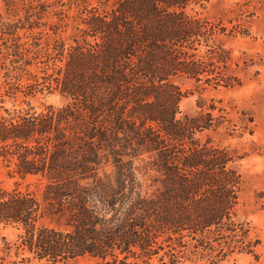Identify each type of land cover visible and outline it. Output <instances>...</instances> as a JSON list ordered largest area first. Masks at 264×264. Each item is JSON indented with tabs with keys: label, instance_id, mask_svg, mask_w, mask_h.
<instances>
[{
	"label": "trees",
	"instance_id": "trees-1",
	"mask_svg": "<svg viewBox=\"0 0 264 264\" xmlns=\"http://www.w3.org/2000/svg\"><path fill=\"white\" fill-rule=\"evenodd\" d=\"M51 1L0 0V104L13 105L1 106L0 162L40 186L0 187L21 262L259 264L239 221V156L214 141L231 136L225 110L200 98L180 111L177 78L232 86L207 0ZM79 6L66 41L62 8ZM52 94L65 103L31 105Z\"/></svg>",
	"mask_w": 264,
	"mask_h": 264
},
{
	"label": "rangeland",
	"instance_id": "rangeland-1",
	"mask_svg": "<svg viewBox=\"0 0 264 264\" xmlns=\"http://www.w3.org/2000/svg\"><path fill=\"white\" fill-rule=\"evenodd\" d=\"M62 9L67 10L68 18L60 36L69 41L75 33L78 25L76 16H79L82 7H71L69 11L67 7ZM202 13L217 21L218 28L224 30L218 36V44L226 52L228 61L224 73L232 78V86L214 88L177 78L175 83L187 92L180 102V111L183 114H194L199 110L197 101L200 98L207 105L213 100L218 108L225 110L231 136L220 132L214 135V141L222 147L235 150L239 156L235 163L243 182L239 221L249 229L251 242L259 240L260 244L254 250L260 257L259 264H264V0H207L206 10ZM1 91L0 82V97ZM64 103L55 94L38 95L31 100V105L38 110L48 105L60 107ZM1 106L13 108L10 102L0 104V116L4 114ZM15 106L25 107L24 104ZM17 182L21 183V188L26 185L33 191L40 188L33 178L25 182L17 177L11 178L8 169L0 162V187L12 189ZM20 233L16 227L0 224V264H47L37 260L21 262L20 258L28 255L21 252L16 254L15 243ZM253 262L252 255L233 254L222 264ZM65 264H95V260L87 256Z\"/></svg>",
	"mask_w": 264,
	"mask_h": 264
}]
</instances>
